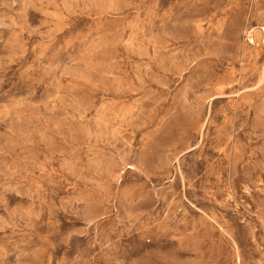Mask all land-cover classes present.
I'll use <instances>...</instances> for the list:
<instances>
[{
    "label": "rangeland",
    "instance_id": "1",
    "mask_svg": "<svg viewBox=\"0 0 264 264\" xmlns=\"http://www.w3.org/2000/svg\"><path fill=\"white\" fill-rule=\"evenodd\" d=\"M0 264H264V0H0Z\"/></svg>",
    "mask_w": 264,
    "mask_h": 264
}]
</instances>
